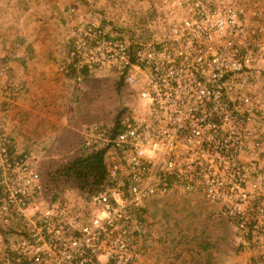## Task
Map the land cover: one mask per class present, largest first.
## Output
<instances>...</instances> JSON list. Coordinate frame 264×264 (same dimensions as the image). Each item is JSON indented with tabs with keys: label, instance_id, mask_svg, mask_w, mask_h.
Wrapping results in <instances>:
<instances>
[{
	"label": "built area",
	"instance_id": "obj_1",
	"mask_svg": "<svg viewBox=\"0 0 264 264\" xmlns=\"http://www.w3.org/2000/svg\"><path fill=\"white\" fill-rule=\"evenodd\" d=\"M259 10L247 16L241 0H152L131 26L100 17L72 28L61 70L107 74L125 100L110 126L80 130L83 151L103 156L105 183L94 192L45 188L33 141L17 146L10 134L1 103L15 89L0 82V264H144L160 240L144 210L169 193L217 205L264 261ZM7 70L1 63L0 79Z\"/></svg>",
	"mask_w": 264,
	"mask_h": 264
},
{
	"label": "crops",
	"instance_id": "obj_2",
	"mask_svg": "<svg viewBox=\"0 0 264 264\" xmlns=\"http://www.w3.org/2000/svg\"><path fill=\"white\" fill-rule=\"evenodd\" d=\"M242 1L249 16L262 0ZM83 7L78 0H0V64L8 65L0 82L15 89L1 105L14 142L22 146L32 140L36 159L50 146L75 142L95 119L80 102L82 72L70 64L68 71L61 70L69 61V13L84 12ZM166 196L160 200V218H171L160 219V240L144 264H264L258 248L240 244L217 205L199 195Z\"/></svg>",
	"mask_w": 264,
	"mask_h": 264
},
{
	"label": "rangeland",
	"instance_id": "obj_3",
	"mask_svg": "<svg viewBox=\"0 0 264 264\" xmlns=\"http://www.w3.org/2000/svg\"><path fill=\"white\" fill-rule=\"evenodd\" d=\"M78 2L83 4L84 12L80 11L78 14L76 13V15L69 13L71 31L80 20L89 19L100 21V17L101 21L104 20L108 24L131 26L134 24L137 15H141V18L145 16L152 0H78ZM241 3L245 7L244 2L242 1ZM260 5V10L264 12V4ZM253 8L256 9L258 7L255 5ZM81 76H83V79L79 80V82L82 84L83 82L85 83L82 86L85 90L84 97L80 100V102L83 105V110L84 108L89 107L90 112H92L89 115V118L91 116H94L95 118L94 120H89L90 124L95 121L102 122L103 124L110 126L111 123H113L112 121L115 119V115L119 113L120 105L125 103V100L122 97L124 94L121 92L119 85L117 83L115 84L113 79L110 78L111 76L107 74L106 76L101 75L100 77H96L97 75L87 76L82 72ZM85 78H88L89 80L85 81ZM259 85H261V88L264 90L263 74H261L259 79ZM94 89L96 92L92 93ZM83 114L86 115V111H84ZM78 137L75 142L69 144H56V146H50V148H46V151H42V155L37 156L38 158L36 159L35 166L37 169L41 171L42 169H46L49 165L52 166L54 164H58L83 153L84 151L80 146L81 135L79 133ZM64 146L66 147L63 148ZM50 151L55 152L50 153ZM40 177L42 180L43 176L40 175ZM66 185L71 188L77 187L72 184ZM166 195L164 194L159 198L152 199L144 210V214L148 221H150L155 228L157 227L160 229V219L171 218V215L169 214H162L160 218V200L168 197Z\"/></svg>",
	"mask_w": 264,
	"mask_h": 264
},
{
	"label": "trees",
	"instance_id": "obj_4",
	"mask_svg": "<svg viewBox=\"0 0 264 264\" xmlns=\"http://www.w3.org/2000/svg\"><path fill=\"white\" fill-rule=\"evenodd\" d=\"M102 158L101 152H83L58 164L49 165L39 172L47 189H59L72 184L83 192L90 193L105 183Z\"/></svg>",
	"mask_w": 264,
	"mask_h": 264
}]
</instances>
